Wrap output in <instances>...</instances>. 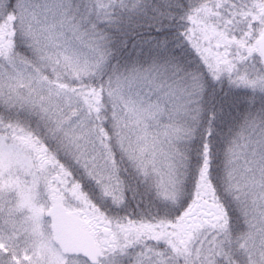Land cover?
Segmentation results:
<instances>
[{"label": "snow or ice", "instance_id": "6c2138e0", "mask_svg": "<svg viewBox=\"0 0 264 264\" xmlns=\"http://www.w3.org/2000/svg\"><path fill=\"white\" fill-rule=\"evenodd\" d=\"M0 264H264V0H0Z\"/></svg>", "mask_w": 264, "mask_h": 264}]
</instances>
